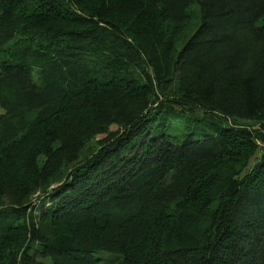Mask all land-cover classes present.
Segmentation results:
<instances>
[{
	"label": "trees",
	"instance_id": "trees-1",
	"mask_svg": "<svg viewBox=\"0 0 264 264\" xmlns=\"http://www.w3.org/2000/svg\"><path fill=\"white\" fill-rule=\"evenodd\" d=\"M0 264H264V0H0Z\"/></svg>",
	"mask_w": 264,
	"mask_h": 264
},
{
	"label": "rangeland",
	"instance_id": "rangeland-1",
	"mask_svg": "<svg viewBox=\"0 0 264 264\" xmlns=\"http://www.w3.org/2000/svg\"><path fill=\"white\" fill-rule=\"evenodd\" d=\"M4 114V110L0 108V115ZM99 257L102 259L101 262H99L98 264H109L108 262L106 263V261L109 259L110 255L109 254H105V253H101L98 254Z\"/></svg>",
	"mask_w": 264,
	"mask_h": 264
}]
</instances>
